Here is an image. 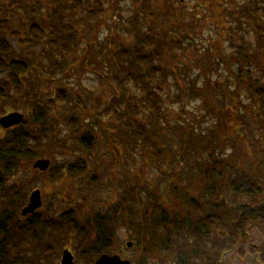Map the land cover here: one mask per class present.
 Here are the masks:
<instances>
[{"label": "trees", "instance_id": "trees-1", "mask_svg": "<svg viewBox=\"0 0 264 264\" xmlns=\"http://www.w3.org/2000/svg\"><path fill=\"white\" fill-rule=\"evenodd\" d=\"M28 1L10 0L8 4L11 10L4 13L5 0H0V116L22 107L26 111L19 126L5 129L0 125V264H44L48 261L52 264L60 255V250L72 241L75 242L78 259L94 264L105 253L123 251L121 227L129 233L136 252L135 257L129 258L131 264H223L225 252L234 249L242 238L247 237L246 227L249 223L264 226V157L253 154L251 149L254 147L243 145L246 139L241 133V122L235 106L227 107L207 134L193 135V140L187 137V144H195V151L206 154L208 160L193 166H190V162H182L185 146L179 145V153L176 154L164 145L153 129L137 119L141 103L142 108L150 111L156 124L164 122L169 125L166 110L162 113L158 91L161 88L153 87L147 80L158 73L163 77L168 75V69L161 62L153 63L164 57L167 45H180L181 42L165 32L158 35L146 32L137 27L136 22L133 34L136 41L133 44L121 41L116 33H111L105 44L107 53L102 54V60L98 58L96 61L98 66L108 65L110 86L115 90L106 106L99 110L94 104L88 107L87 101L78 94V90L88 92L82 83V72L96 67L88 68L86 65L84 69L83 61L76 68L79 71L77 90L75 87L68 90L61 86L52 93V97L40 98L36 90L38 85L33 83L38 82L34 79L29 81L26 77L33 71V54L21 56L15 53L11 39L18 37L25 44L34 37H48L51 49L58 50V54L52 53L48 47L44 49L43 56L48 60V66L44 69V65H41V72L46 77L62 72L68 75L65 72L70 69L69 56L82 49L85 41L88 43V38L83 37L84 32L88 31L87 27L78 30L76 24L66 20L65 9L56 8L49 14L36 16L40 0ZM97 1L94 5L90 2L84 5L90 16L96 18L106 13L110 16L119 14V3L113 0ZM69 3L71 12L80 10L78 0ZM105 3L110 5L105 7ZM19 11L28 21L24 24L26 35L32 34L33 37L24 38L21 36L23 32L15 26L14 16ZM258 30L262 31L259 48L264 50V28L259 26ZM130 32L132 29L128 30ZM218 38H223L221 31ZM246 47L251 48L246 62L249 67L239 64V57H228L226 53L212 54L208 60L207 67H210L211 74H221V70H224L229 79L235 82L238 89L235 95L246 87L249 79L253 80L251 67L264 71L254 58V47L249 44ZM88 48L91 53L98 48L102 52L104 50L101 42H96L92 48L91 45L87 46L86 53ZM244 53L239 51L240 55H247ZM132 81L139 84L145 93L139 103L130 96L128 83ZM190 82L191 86L187 88L176 84V98L182 103L186 89L190 93L187 96L205 101L208 85L200 86L198 78ZM254 88L255 94L263 97L261 102L264 105V85L254 84ZM86 95L94 101L90 92ZM66 104H70L71 110L76 112L70 111L72 118H69L68 126L85 152L91 150L90 146L95 142L94 135L89 138L85 115H94L98 119L106 116L121 123L123 129H128L125 132L118 126L116 132L117 143L125 151L140 148L152 164L159 167L160 164L172 167L175 164L177 168L161 169L163 179L155 182H141L125 176L127 183L115 190L114 202L95 204L80 201L66 186L69 183L74 185L75 181L92 173L90 162H86L85 158H80L78 162H53L46 172L33 167L36 159L52 153L54 146L51 138L57 134L55 124L51 123L53 119L50 121L49 118L55 106ZM81 107L87 110L86 114L78 113ZM181 113L185 115L184 107H181ZM262 126L264 128V124ZM178 127L183 137L194 131L188 121ZM227 138L233 140V151L227 162H222L220 152L224 150ZM26 158L28 162H23ZM166 159L175 162H162ZM33 172L36 176L41 174L47 185L48 179L49 185H61L54 197L66 205L62 211L44 205L36 212L22 216L23 207L29 203V190L23 179L26 176L30 178ZM26 247L33 253L27 255ZM252 251L264 254V246L255 247ZM241 253L245 254L244 250Z\"/></svg>", "mask_w": 264, "mask_h": 264}, {"label": "rangeland", "instance_id": "rangeland-1", "mask_svg": "<svg viewBox=\"0 0 264 264\" xmlns=\"http://www.w3.org/2000/svg\"><path fill=\"white\" fill-rule=\"evenodd\" d=\"M9 1L5 0L4 13L11 10L8 4ZM72 1L40 0V6L37 4L36 14V16H41L42 14H49V11L56 8L65 9L66 20H71L76 24L78 30H85L84 28L87 27L88 32H84L83 37L88 38V43L85 41L82 49L70 54V69L68 68V72H65L68 75L62 72L56 73L55 76L46 77L41 72V65H44V69L48 66V60L43 56L44 49L48 47L52 53L58 54V50L51 49L48 37L41 39L34 37L35 39L33 38L30 42L26 41L25 44L21 43L18 37L11 39L15 53L21 56L25 53L33 54V71L31 70L26 77L29 81L34 79L38 82L33 83L38 85L36 90L40 98L52 97V93L57 87L61 86L67 87L68 90L75 87V90H77L79 71L76 68L83 61L85 64L84 69L86 65L89 66L88 68L96 66L93 70L83 71L81 78L84 87L91 93L94 101L88 99L86 95L88 92H85V94L78 90V94L81 99L87 101L88 107H92V104H94L97 105V110H99L106 106L115 90L110 86L111 79L108 77V65L98 66L96 61L98 58L102 60V54L107 53L108 50L105 44L111 33H116V37L121 41L133 44L136 41V35H133L135 34L136 22L137 27L146 32L157 35L165 32L168 36L177 38L181 42L180 45H167L164 50V57L160 60L156 59L153 63L155 65L157 62H161L160 64L168 69V75L163 77L158 73L156 77L147 80L153 87L159 86L161 88L157 89L161 98L162 113L166 110L169 125L164 122L156 124L150 111L145 107L142 108L141 103L139 107L140 115L137 116V119L149 129H153L164 145L173 149L176 154L179 153V145L185 146L186 151L182 155V160H180L190 162V166H193L197 162H206L208 158L203 152L195 151V144L194 146L191 143L187 144V137L193 140L195 135L207 134L210 129L215 127L226 108L234 105L241 122V133L246 139L243 145L254 147L255 150L251 149L252 153L264 157V128L262 126L264 124V105L261 102L263 97H258L254 92V84L264 85V71H261L258 67H251L253 80L250 81L248 78L246 87H242L238 95H235L238 92V89L235 88L237 86L232 79H229L226 71L221 70V68V74H211L210 67H207L212 54L223 55V53H226L228 57L232 55L239 57V64L249 67L246 64L248 50L251 49L247 48L246 44H249L254 47L252 53L257 64H260L264 69V50L259 48V38L262 31L258 30L259 26L264 28V0H113L119 3L121 7L119 8V14L110 16L106 13L100 17L96 16V18L90 16L88 9H84V5L88 2L93 5L94 3L97 4V0H78L80 10L76 13L70 11L69 2ZM104 2H107V0ZM109 5V3H105V7ZM20 14H22L21 11L14 16L15 26L23 32L21 36H24V38H27V36L33 37L32 34L26 35L27 31L24 29V24L28 21ZM129 29H132V32L128 33ZM218 30L223 35L221 40L218 38ZM96 42L103 44V52L98 48L91 53V49L88 48V53H86L85 48L90 45L92 48L94 44L96 45ZM242 46L244 48L240 49ZM239 51L245 52L246 57L240 55ZM34 60H36V63ZM193 78H198L200 86L208 85V94H206L205 101L200 98L196 99L194 96H187L190 93L185 89L184 94L186 93V97L181 103L176 98V93H178L176 84L179 83L183 88L190 87V81ZM254 80L258 82L254 83ZM128 87L131 98L139 103L140 98L145 95L139 84L132 81L128 83ZM181 107L185 108V115L181 113ZM24 109L22 107L14 112L25 115L26 111ZM70 111H73L70 104L58 105L53 108L49 119L50 121L53 119L51 123L56 126L57 135L54 136V134L51 138L54 148L52 153L48 152L47 155L38 159H47L52 163H62L78 162L80 158H85L86 162H90L92 173L80 179L81 181H75L74 185L69 183L66 186L80 201L99 202L100 204L102 202H114L116 199L115 190H119L124 183H127L124 180L125 176H131L141 182H144V180L155 182L163 179L162 170L177 168L175 164L173 167L169 164H160L161 167L152 164L146 153L141 151L140 148L129 149L126 152L124 147L117 143L116 132L118 126L125 132L128 129H123L120 127L121 123L118 124L106 116L98 119L97 117L94 118V115H85L84 122L90 130L89 138L92 135L95 138V144L93 143L94 145L90 146L91 150L85 152L82 146L79 145L78 142L80 141L75 137L74 131L68 126V120L72 118V115H69ZM86 112L87 110L81 107L78 113L86 114ZM186 121L189 122L194 131L191 135L183 137L182 130L178 126ZM98 122L100 123L98 124ZM231 143H233V140L228 139L224 150L220 152L222 162H227L233 151ZM23 162H28V158L24 159ZM162 162L175 161L166 159ZM30 178L26 176L23 179L27 190H29L28 202L32 192L40 189L43 206L50 205L53 210L62 211L61 209L66 205L59 201L57 197H54L56 189L61 185H49V179L47 185L46 179L44 182L42 175L37 174L36 176L35 172L30 174ZM125 231L121 227L120 243L125 255H122L119 250L114 254H121L126 259L133 258L136 256V252L133 250V246L132 248L126 246L128 242L132 244L133 242L129 233ZM246 232L247 237L242 238L234 249H228L225 252L223 264H264V260H262L264 254L261 251H252L255 247L264 246V226L261 223H249ZM26 249L27 255L33 253L28 247ZM64 249L73 252L75 264H87L85 259H78L74 241L60 250V255L54 259L52 264H62ZM241 250H244L245 254H242ZM44 264H50V262ZM152 264L158 263L153 262Z\"/></svg>", "mask_w": 264, "mask_h": 264}, {"label": "water", "instance_id": "water-1", "mask_svg": "<svg viewBox=\"0 0 264 264\" xmlns=\"http://www.w3.org/2000/svg\"><path fill=\"white\" fill-rule=\"evenodd\" d=\"M183 1V0H180ZM25 115L19 112H11L0 119V125L4 128H10L19 125L24 119ZM51 161L47 159H38L34 162V169L46 172L50 166ZM43 207L42 192L40 189L34 190L30 195V201L26 207L22 210V216H27L36 212L38 209ZM128 247H132L131 242L127 243ZM75 257L69 249H64L62 254V264H75ZM94 264H131L129 259H124L119 254H103L99 257Z\"/></svg>", "mask_w": 264, "mask_h": 264}, {"label": "bare ground", "instance_id": "bare-ground-1", "mask_svg": "<svg viewBox=\"0 0 264 264\" xmlns=\"http://www.w3.org/2000/svg\"><path fill=\"white\" fill-rule=\"evenodd\" d=\"M2 117H3V116H2ZM2 117H1V118H2ZM1 118H0V119H1ZM24 118H25V117H24ZM23 120H24V119H23ZM23 120H22V122H23ZM22 122H21V123H22ZM21 123H20V124H21ZM20 124H19V125H20ZM19 125H16V126H19ZM16 126H13V127H16ZM2 127H3V126H2ZM13 127L5 128V129H11V128H13ZM3 128H4V127H3Z\"/></svg>", "mask_w": 264, "mask_h": 264}]
</instances>
